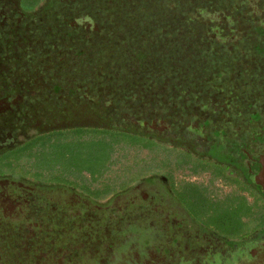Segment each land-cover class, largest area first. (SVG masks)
I'll return each instance as SVG.
<instances>
[{
  "label": "rangeland",
  "instance_id": "obj_1",
  "mask_svg": "<svg viewBox=\"0 0 264 264\" xmlns=\"http://www.w3.org/2000/svg\"><path fill=\"white\" fill-rule=\"evenodd\" d=\"M28 1L22 2L23 10L31 8L28 5L37 4L30 1L38 2ZM209 12H217L219 17L211 20L206 15ZM36 17L30 22L29 32L12 30L5 33L3 54L11 57V51L5 53L7 38L35 35L31 36L34 40L31 49H34L25 50L23 55L30 67L23 61L17 67L30 68V72L39 74L50 62L52 69L49 68L46 74L58 81L54 83V92L57 93L53 97L70 92L77 98L86 97L92 105L101 106L99 114L95 115L103 122L101 126L105 129L109 128L110 120L100 116L101 113L113 118L120 127L122 123L130 125L132 119L151 124L163 120L171 132L169 137L174 134L185 136L190 131L189 124L196 125L192 126L193 133H190L194 140L188 137L175 140L166 149L169 158H172V154L183 158L191 155L204 168L196 169L194 173L187 168L176 174L177 179L197 182L194 186L201 194L190 197L187 191L181 193L185 191L184 181L180 183V191L178 188L171 194L175 198L176 193L179 194L181 201L170 196V204L175 201L178 211L175 209L177 215L172 213L169 216L177 217L172 223L180 224L179 228L182 229V234L175 239L183 244L185 239L198 240L197 237L226 242L231 248L227 249L226 257L222 259L225 264L230 263L225 258L231 259V254L235 256L247 244L256 243L252 235L246 237V234L239 240H226V236L213 225L215 214L207 208L214 207L221 196H224L228 206L233 199H241L246 205L247 198L251 200L258 191L253 184L255 175L251 171V168L256 169V159L245 154L246 144L237 152L234 148L239 142L249 143L254 152L264 147V12L254 13L251 5L244 0H64L48 16L40 14ZM38 38L40 43H36ZM21 51L16 55L22 56ZM9 62L12 63L11 60ZM76 68L83 70L76 74ZM122 128L129 129L125 125ZM135 129L141 131V128ZM77 150L80 152L70 153L71 157L64 154L60 157L62 172L68 169L65 174H60L58 170H61L57 168L55 176L39 179L57 181L69 188L73 192L71 195L81 199L73 206L83 212L82 215L95 207L96 211L106 215L113 212L111 216H130L122 239L132 241L136 238L140 242L147 239L148 245L154 246L150 235L155 226L149 220L154 219L156 214L143 210L135 218L134 213L130 214V208L126 211L112 205L113 202L101 203V199L90 189L91 182L95 181L87 164L90 155L86 156L83 149ZM68 159L69 163L65 161ZM212 171L235 182L236 179L238 183L242 181V187L235 189L228 179L212 176ZM153 174L169 175L159 170ZM161 183L156 175L140 181L139 191L132 188L121 192L124 193L123 200L127 196L132 197L135 201L131 205L133 207L142 196L141 187L153 197L150 204L159 196L154 194L155 190L162 188L164 191ZM257 193L264 201V197ZM49 206H52L51 217L64 210L69 213L66 215L69 224L59 225L63 230L61 232L83 235L95 227L93 218L88 217L89 221L82 222L81 217L71 214L73 209L69 205L49 201ZM163 217L166 220L167 213ZM50 221L49 227H57L53 218ZM159 226L155 230L158 235L162 234V227ZM48 233L52 234L51 231ZM109 233H114L112 228ZM263 234L261 232L259 236ZM19 235L14 237L15 240L0 237V245L4 240L14 241L5 244L6 247L13 246L11 254L5 253L7 259L19 253L22 260L24 252L21 250L23 244H19ZM163 237L164 244L155 246L164 255L167 250L170 253L171 249L165 244L169 236ZM195 243L192 242L191 248L197 251ZM41 250L45 249L41 247L34 252H43ZM215 254H218L216 250ZM30 255L34 256L33 252ZM194 255L199 253L195 252ZM1 261L3 263L0 264H5V259ZM212 264H218L217 260L214 259Z\"/></svg>",
  "mask_w": 264,
  "mask_h": 264
},
{
  "label": "flooded vegetation",
  "instance_id": "obj_2",
  "mask_svg": "<svg viewBox=\"0 0 264 264\" xmlns=\"http://www.w3.org/2000/svg\"><path fill=\"white\" fill-rule=\"evenodd\" d=\"M65 1L69 2L70 0ZM244 1L247 5H251L254 13L264 12V0ZM49 2L51 7L48 9L35 11L32 8L23 10L21 0H0V157L13 154L32 141L43 138L47 140L52 134H58V136L59 134H71L60 138L58 141L71 143V141L75 142L77 140L73 133L86 132L88 134L83 140H90L89 132L102 128L101 124L103 122L95 115L99 113V107L101 106L92 105L88 103L85 99L86 97L77 98L75 94L70 92H67L64 96L53 97V94L57 93L54 92V83L58 81L51 78V75L48 76L46 74L49 68L52 69L50 62L45 64L44 72L39 74L30 72V68L17 67L22 61L26 62L28 67H30L26 56L23 55H25V50L31 51L34 49H31L34 42L31 36L35 37V35L22 34L15 39L7 38L5 40V45L7 46L5 53H7L6 51H11V57L7 56L8 54H3L2 44L5 33L8 34L7 32L10 33L12 30L15 32L22 30L23 33L29 32L30 22L34 21L37 18L36 16L40 14L48 16L51 11H54V7L62 4L64 0H52ZM258 6H260V9ZM206 15H209L211 20H216L219 17L217 12H209ZM83 23L89 27V24ZM46 36L47 38L49 37L48 34ZM36 43H40V38L37 39ZM20 51L23 53L22 56L16 55ZM8 58H11L12 63L9 62ZM11 65L15 67L13 68ZM61 98L62 101H60ZM101 115L107 118V115L102 113ZM131 122V124L138 127L141 126L151 130L157 138H170L168 137L170 135L165 137L162 134H171L168 130V124L163 120H159L158 125L136 119H132ZM154 131L156 132L154 133ZM53 139H48V143H46L48 147L42 149V153H49V146L54 145L56 142ZM239 143L242 144L241 146L246 144L245 154L252 159H256V169L251 168L252 175H255L253 184L259 192L264 194V177L259 175L264 162V147L254 152L249 143ZM234 150L233 154L238 159L236 152L239 150L236 149V152ZM82 152L86 153L85 151ZM64 155L68 154L64 153ZM57 168L59 167L56 166V168L50 170L42 167L40 170H35L30 164L26 166L15 165L6 168L5 171L0 173V237L3 239L14 238L17 234H20L21 243L19 242V244H23L21 250L24 252V254L22 253V260H20L19 253L7 259L4 257L5 253L10 252L11 254L13 246L8 245L9 247H6L5 244H11L14 241L7 242L4 240L2 245H0V263H3L1 259H5V264H14L16 261L22 264H212L213 260L216 259L218 264H225L222 259L226 257L227 249L231 248L226 242L217 241L215 243L213 241V248L204 251L199 248L201 247L200 243L202 246L208 244V240L205 237H197L198 240L187 237L188 239L184 240L185 244L188 240L191 241L190 243L187 242L186 248L184 247L185 244L175 239L177 235L182 234V229L181 227L179 228L180 224L172 223L177 217L174 218L172 216L171 218L169 216L173 215L172 213L177 215L174 211L175 209L178 211L175 201L170 204V196L176 199L171 194L180 187L181 179H177V176H173L172 179L165 183L156 177L159 183L162 182L164 191H162V188L159 191L155 190L154 194L159 196L150 204L148 203L153 197L147 190H141V187L140 193L142 196L137 201L138 205L135 204L133 207L131 205L135 201L132 200V197L130 199L127 196V199L123 200L125 199L124 193H121L132 188L137 189L140 186L138 185L140 181L145 179L116 193H104L103 190L102 193L96 195L97 198L101 199V203L109 204L113 202L112 205L126 211L130 208V214L134 213L135 218L136 214H140L143 210L154 212L156 216H154V219L149 220L151 225L155 226L154 229L152 228L150 235L152 242L156 245L159 243L164 244L163 236H169V240L167 239L165 244L170 246L171 252L169 253L167 250L164 256L158 252V245H148L147 239L141 242L136 238L132 241L122 239L124 226L127 225L126 222L130 220V216L127 218L125 217L126 215L115 214L116 216H111L113 212L110 213L111 215H106L107 213L96 211L95 207L88 209L86 215H82L83 212L73 206L77 200L81 202V199L71 195L73 192L69 188L57 181L39 179L40 177L47 178L54 173L56 174ZM103 179L105 178L100 177V179L92 181L90 189H102ZM229 181L232 182L231 179ZM236 181L238 180L236 179ZM196 184L198 183L196 182ZM137 191L139 190L137 189ZM49 201L69 205L73 209L71 214L74 213V216L78 218L81 217L82 222L89 221L88 217L93 218L96 222L95 227L90 228L92 231L83 235H71L70 233L61 232L63 230L59 228V225L66 226L69 224V221H66V215L69 213L64 210L54 213L55 215L51 217L52 210L50 208L52 206H49ZM181 206L183 207L182 204ZM166 213L167 217L164 220L163 216ZM51 218H53L57 227H49ZM135 220L137 221V219ZM118 222H120L119 225ZM134 223L132 222V224ZM109 224L111 225L109 226ZM82 226L83 224H81ZM158 226L162 227V234L160 235L155 232ZM111 228L114 232L113 234L109 233ZM68 229H70V226H68ZM50 231L52 234L48 233ZM261 232L253 234L257 236L256 238L253 236V240L256 243L247 244L239 252L243 251L241 253L236 252L235 256L231 254V259L225 258L227 263L230 261L229 264H264V234L259 236ZM143 235L145 236L146 234L143 233ZM111 236L112 238H110ZM194 241L196 242V245H194L198 247L197 251L193 249L194 247L191 248ZM41 247L45 249L44 251L41 250L43 252H34ZM215 250L216 253L218 252L217 255ZM221 250H223L222 255ZM31 252H33L34 256L30 255ZM195 252L199 253V255L193 256ZM49 256L50 258H48Z\"/></svg>",
  "mask_w": 264,
  "mask_h": 264
},
{
  "label": "trees",
  "instance_id": "obj_3",
  "mask_svg": "<svg viewBox=\"0 0 264 264\" xmlns=\"http://www.w3.org/2000/svg\"><path fill=\"white\" fill-rule=\"evenodd\" d=\"M23 1L24 0H21V4ZM37 1L38 2L30 1L37 4L35 6L28 5V7H31L35 11H42L43 9L51 7L49 1L52 0H46L47 3L44 2V0ZM26 2L29 1L26 0ZM36 6H39V8H35ZM80 70L83 69L76 68V74H79ZM107 119L110 120L108 125L109 128L105 129L102 127L89 132L91 136L90 140H83L86 134H88L86 132L73 133L77 140L75 142L71 141V143L58 142L60 138L71 134H59V136L58 134H52L47 140L46 138H43L32 141L13 154L1 156L0 173L5 171L8 167L15 165L26 166L27 164H30L35 170H40L42 167L53 170L56 166L61 170L59 159L63 156L65 151L67 152L66 154L71 157L70 153L72 154L75 151L80 152L77 149H83L86 152V155H90V158H87V164L91 167V176L95 179H100V177L105 178L103 179L105 182L102 185V189H93L96 195H98L102 193L103 190L104 193L109 194L125 190L134 183L149 177H155V175L165 183L168 182L169 179H172L173 176H176L178 171H184L183 169L191 168L193 173L196 169H204L197 164L193 156L190 155L187 156V158H183L179 155L172 154V158H169L168 151L166 150L175 140H182L185 137L194 140L190 133H193L191 129L196 127V125L190 123V131H188L189 133H186L185 136L174 134L169 139H160L153 135L149 129L141 126L138 127L134 124L126 125L123 123L120 127L118 126V122L115 121L117 124L114 123L113 118L107 116ZM123 125L128 126L129 129H123ZM131 126L134 127L131 128ZM135 127L141 128V131H138ZM162 134L165 137L171 135ZM49 138H54L53 140H56V142L54 145L49 146V153H42V149L48 147L46 143H48L47 141ZM241 145V143H238L235 149L240 150L239 148L242 147ZM69 160L70 159L65 161L69 163ZM158 170L168 172V177L166 175H164V177L163 175H154L153 172ZM67 171L62 172L61 170L58 172H60V174H65ZM210 173L215 178L228 179L223 177L220 173L213 171ZM52 176H55V173ZM182 181H184L186 187L184 188L185 191H181V193L184 194L187 191L190 197L200 196L201 193L199 189H196L194 186L197 185L196 183L181 179V182ZM231 181L236 185V188L242 187L240 184L242 182L238 183L232 179ZM180 188L181 186L178 191H180ZM242 191L243 190H241V192ZM254 191L256 190L254 189ZM257 192L251 200H248L247 198L248 202L246 205L241 199H236L235 201L233 199L232 204L229 202L231 205L230 207V205L228 206L226 204L224 196H221L220 201H217L218 203L214 205V207L207 208V210L211 209L213 214H215L212 218L214 221L213 225L224 234V236H226V240H239L243 238L245 234L247 235L246 237H250L251 235L254 236L253 234L259 233V231H264V201L260 200ZM259 193L264 197V194L261 192ZM176 198L177 200L179 199L178 201L181 203L180 195L177 193ZM260 225L261 227L259 229ZM207 240L208 244H206V246L200 245L201 247L199 249L207 251L208 249L213 248V241L209 239ZM217 241L218 240L215 242Z\"/></svg>",
  "mask_w": 264,
  "mask_h": 264
},
{
  "label": "water",
  "instance_id": "obj_4",
  "mask_svg": "<svg viewBox=\"0 0 264 264\" xmlns=\"http://www.w3.org/2000/svg\"><path fill=\"white\" fill-rule=\"evenodd\" d=\"M262 177H264V162L262 163V171L260 172V174Z\"/></svg>",
  "mask_w": 264,
  "mask_h": 264
}]
</instances>
